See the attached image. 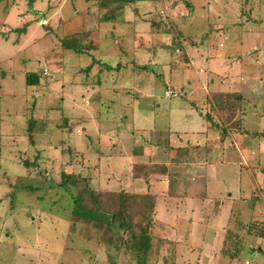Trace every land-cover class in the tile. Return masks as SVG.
Segmentation results:
<instances>
[{
  "label": "rangeland",
  "instance_id": "374dc122",
  "mask_svg": "<svg viewBox=\"0 0 264 264\" xmlns=\"http://www.w3.org/2000/svg\"><path fill=\"white\" fill-rule=\"evenodd\" d=\"M175 1L178 3L172 16L177 20L183 37L192 36L201 42L199 39H202L204 33L210 34L208 42L203 39L201 45L195 47L183 38L180 40L182 49L184 48L192 62L183 52H178L182 49H177L178 51L173 52L175 61L171 64L172 53L167 54L161 46H169V36H155L158 38L156 43L155 38L149 41V36L146 35V38L142 37L143 48L133 51L137 46L136 41L114 43L111 40L112 35L108 36L113 31H108L109 27H101L104 31L101 33L108 37V40L103 41L104 49H107L108 53L107 56H101L100 52L97 55L102 59L100 62L113 65V69L106 71L105 76L107 80H111V85L124 86L131 90L129 93L119 91L113 95L109 91H102L100 96L104 97L99 101L100 118L105 122L108 118L114 119L117 111H125L129 119L130 109L127 108L132 104L126 102L137 98L138 102L133 104L138 105L135 107L134 122L119 121V127L117 124L103 127L101 122L99 128H108L111 135H115L117 129L121 130L122 137L127 136L125 131L131 133L129 129H154L157 133L150 135V138H157L158 132L168 129V115L179 119L176 123L173 121L169 124L171 129L195 128L194 118L181 112L194 97H183L190 86L188 80L198 86L196 94H200L199 96L207 91L211 92V85L215 82L213 90L220 85L228 87L227 89L230 88L229 85H234L231 86L232 90L239 88L243 93L242 102L246 111L242 115L232 113L235 124L231 128L234 130V127L239 126L244 134V147L250 149L253 143L260 141V138L251 141L252 132L264 130V0H250L249 4L243 7L242 0ZM187 3L192 4V10H189ZM85 7L86 3L82 0H0V264H110L109 254L113 258L115 256L112 255L110 245L104 241L100 242L103 237H99L96 231L89 234L92 237L90 240L81 235H75L76 238L72 236L67 240L69 223L65 216L69 215L70 208L66 202L59 200V195H53L54 191L46 190L48 195L44 203L40 196L45 190L29 192L19 189L15 194V207L11 208V185L18 182L16 180L19 176L29 174L34 177L39 171L47 179L58 181L61 170H66L90 176L91 185L97 189L120 190L122 185L124 190L134 191L135 186H131L130 181L131 177L136 176L135 172L141 171L143 174L155 169L159 174H165L169 170L172 171V166L167 165L169 152L165 149H153L149 161H139L137 158V161L134 160L136 165H133L131 159L132 165L127 167L124 162L134 141H122L120 135L119 139L101 140L94 128L96 124L87 128L88 118L82 122L86 127L85 131L80 128L76 131L75 124L78 119L75 118L91 114H88L91 107L87 105L91 89H85L87 85L83 87L82 84L97 77L93 78L91 74L90 77L86 76L89 71L75 73L76 66L84 68L89 65L91 56L63 49L60 38L72 31L70 32L68 26L62 28L57 25ZM161 9L165 10L164 7ZM92 13H87L89 15L86 20H92L93 16H96V13ZM43 15L49 19L48 24L53 30L45 29L41 24ZM84 15L85 12L81 17ZM38 20L40 25H37ZM80 20L84 23V20ZM138 28H142L141 23ZM63 29L65 31H62ZM147 29L142 30V35L147 33ZM116 34L117 31L113 37H116ZM93 36L97 37L96 34ZM150 42L154 46L152 52ZM195 49L198 52L204 51L198 56ZM151 58L159 63L165 61L161 65L156 63V66L167 68L153 67L155 65L150 62ZM98 63L94 65L101 67ZM117 64H120L119 68L116 67ZM139 64L148 68L141 70L143 73L147 71L146 76H141L137 67L135 70V66ZM152 68H155L156 73L150 74L149 70ZM200 68L205 70L204 74L198 72ZM42 69L48 71L43 76L45 79L35 86L27 85L24 79L26 73ZM195 71L200 78L203 77L201 82ZM100 78L104 81L103 75ZM75 82H78L79 89L75 90L78 97H72L69 102L72 103L76 99L79 105L71 109L64 101H67L69 95L74 96V89L70 87H73ZM138 87L139 91L152 89V96H140ZM166 90H171L174 94L166 96ZM143 94H148V91ZM209 101L208 99L207 102ZM29 118L35 119V125L31 128L33 130L28 131L29 134L32 133V141L26 131ZM218 121L221 122L220 119ZM70 127L74 130L71 131ZM207 131L211 137L216 135V139L210 140L211 147H208L212 148L211 154L199 159L217 164L226 161V158L222 157L223 149L224 155L228 156L234 150L235 144L227 136L217 138L219 133L216 129L209 128ZM150 138L147 135V141ZM147 141L144 140L145 143ZM112 142L116 146L123 145V148L115 150ZM136 144L137 140L133 145ZM263 144V141H260L259 150L254 147L258 156L262 155L260 151ZM123 151L125 152L120 153ZM201 153L206 154V151L203 149ZM253 157L257 158V154ZM24 160L36 161L37 167L31 165L28 171L22 165ZM262 164L264 167V162ZM127 168L133 171L124 174ZM242 168V199L224 203L223 208L218 207L216 212L212 211L213 206L204 207L201 200L200 204H197V199L192 196L166 199L168 204L163 201L158 203L154 234L160 237L161 232L170 224L174 225L182 244L177 247L178 253L174 259L168 251L160 248L155 264H264V252L260 248L264 250V240L247 233L250 214L245 211L247 195L251 192L259 195V188L263 187V183L259 178L253 179L247 168ZM184 179L186 184H190V175L184 176ZM38 182L32 185H40L41 182ZM185 189L190 191L188 187ZM218 189L214 186L208 194L216 196ZM142 191L150 193V190ZM232 203L235 204L230 205ZM260 206V201L255 202L252 214L257 222H264V213L260 219L258 212ZM47 209L49 211H46ZM197 213L200 216L195 215ZM238 222L242 225L239 226ZM227 227L229 233L226 234ZM151 256L155 258L156 255ZM164 259L166 262H163ZM116 264L131 263L121 254Z\"/></svg>",
  "mask_w": 264,
  "mask_h": 264
},
{
  "label": "crops",
  "instance_id": "0c3cea01",
  "mask_svg": "<svg viewBox=\"0 0 264 264\" xmlns=\"http://www.w3.org/2000/svg\"><path fill=\"white\" fill-rule=\"evenodd\" d=\"M83 2L86 3V7L85 9H83L80 12H75V14L69 18L66 19L65 21H62L59 25L57 26H61L62 28H64V26H68L69 30L71 33H66L62 36L64 37H78L79 35L83 34L85 35V42L89 45H91V48L83 53L80 54H87L91 56L90 59V63L88 66L84 67V68H80V67H75V69H77V71H75L76 74L81 73V72H85V71H89V73L86 74V76L88 75L90 77H97V79H93L92 81H88L85 82L83 85H87L86 87H84L85 89L90 88L91 92H90V97H89V101L87 102L88 107L90 106L91 109H89L88 114L91 113L90 115H87V117L85 116H79L78 118V123L75 124L76 127V131L80 128L81 131H85L86 127L82 124V122L86 121L88 118V124H87V128H91L93 126V124H96L94 126V128L96 129V132L99 133V135L97 136L99 139L102 140V138L107 139V141L113 140V139H119L118 135L121 136V130H116L115 131V135H111V133L109 132L108 128H103V127H107L106 125H112V124H117V126L119 127V121L120 122H127V121H135V107H137V103L136 105L133 104V102H138V99L135 98L136 100L134 101H129L126 103H131L132 105L127 108L128 110L130 109V118L128 119L126 116V112H122V111H117V116L113 117L114 119L109 120L110 118H108L105 122H103L104 120H101L100 115H99V110L101 107V102H99L101 100L102 97H104V95L101 97V92L102 91H109L110 93L113 94H117L119 91H123L125 93H129L130 92V88H126L124 86H117L115 84L111 85V80H107L108 78H106V71H109L111 69H113V65L112 64H107L106 62H100L102 59L101 57H99L100 55H97L98 52H100L101 56L105 55L107 56L108 50L104 49V40H108V37L105 36L104 31H102V29L104 27H109L108 31H113L111 32L108 36L112 35L111 40L116 43L121 41V44H125L126 42H137V46L134 47L133 45V51H137L141 48H143L142 43L143 42V38H146L148 35L149 36V41H152V38L149 34V19L151 16V11H152V3L150 2H146L145 4H142V6H140V15L132 17L131 15H128L130 22L129 24L127 23H121V22H117L114 24H107V23H98L96 20V16H93L92 20H86L87 19V14L88 12L92 13L94 12L95 14V7L93 5V0H82ZM160 5L161 8L164 7V11H162V9L160 10L163 13L168 14L173 22L177 25V27L179 26L177 20H175V18L172 16V12L174 11V8H176V6L174 8H170V2H164L161 3ZM168 5V6H167ZM190 10V9H189ZM84 12L86 13V15L81 17V14H84ZM93 14V13H92ZM181 15H184L183 13H181ZM84 20V23H82V21L80 20ZM88 21V22H87ZM92 21V22H91ZM49 19L47 17L44 18V20L42 21L41 24L46 25V23L48 24ZM82 23V24H81ZM141 23L142 24V28H138V24ZM107 24V25H106ZM37 25H40V22L37 23ZM103 26V28H101ZM60 27V28H61ZM67 28V29H68ZM85 28L86 30H81ZM132 28V29H131ZM144 28H148L147 33H145L144 35H142V30H144ZM53 29V28H52ZM121 29V30H120ZM62 31H65L64 29ZM102 31V33H101ZM118 32V34H116V37H113V34L115 32ZM93 34H96V36H93ZM138 35V37H137ZM158 38L155 37V42L158 41L156 40ZM131 41V42H130ZM146 41H148V38L146 39ZM170 39H169V46H171L170 43ZM139 42V43H138ZM157 43V42H156ZM149 45V44H148ZM147 45V47H148ZM151 45V52L153 51L154 47L152 45V42H150ZM157 45V44H156ZM158 46H160L158 44ZM163 49L165 51H167L168 53H172L171 56V64H173V62L175 61L173 58V52L171 51V49H169L168 46L162 45ZM137 48V49H136ZM71 51V50H70ZM204 51V50H203ZM203 51L198 52V50L195 49L196 55L201 56ZM73 52V51H71ZM74 53V52H73ZM78 54V53H76ZM118 55L119 52L117 53ZM186 58H188V54L185 53ZM173 59V60H172ZM189 61L192 60L191 58H188ZM94 60V63L92 62ZM207 60V58H206ZM96 62H100L102 64L105 65H101L99 64L101 67H97L94 64H96ZM150 62L153 63V67L157 68H165L164 67H160V66H156V63H158V65L160 64H164L163 62H158L155 59L151 58ZM192 62V61H190ZM192 64V63H191ZM194 65V64H192ZM117 68L120 67V64L116 65ZM140 71L139 74H145V76L147 75L146 72H141V70H147L148 68H144L142 67V65H138L135 66V70ZM178 69L180 68V66H177ZM176 67V68H177ZM89 68H91L89 70ZM144 68V69H143ZM155 68L150 69L149 71L150 74L156 73ZM167 68V67H166ZM165 68V69H166ZM163 69V70H165ZM62 70V68H61ZM201 70V71H200ZM200 70L198 71L199 73H205V70L203 68H200ZM172 72V71H169ZM196 72V71H195ZM197 74V72H196ZM99 75V76H98ZM103 75L104 77V81H101L100 76ZM158 75V74H156ZM106 78V79H105ZM197 78H199L200 82L202 81V78H200V76L197 74ZM230 78V77H229ZM228 78V79H229ZM227 79V80H228ZM213 80V79H212ZM214 81V80H213ZM215 83V82H214ZM214 83H212L213 88L210 90L211 92L207 91L206 93L202 94L201 96H199L200 94H196L197 90H198V86L195 85L193 83L192 80H188V84L190 85L189 87H187L186 89V95L183 96L185 99L186 97H189L191 95L194 96L193 98H191V102H189V105H187L184 109H182L181 112L183 113H188L187 115H189V117L194 118V124L196 125L195 128H182L181 130L179 129H171V125H169L170 123H172L174 121V123H176V121H178L179 119H173L172 116L168 115V129L166 131H160L158 132L159 134H157V138H150V135H155L157 132L154 129H142L137 127L136 129H129V131H131V133L126 132L127 136H121L123 139L122 141H125V139H128L129 142L134 141L136 142L137 140V144L136 145H131V150L129 152V154L126 155L127 159L125 160V165L128 167V165H132L131 164V159L133 160V165H136V162L134 163V160H139V161H149V159L151 158L150 154L153 153V149H165V151L169 152V160L167 162L168 166H172V171H168V173L165 174H159V172L157 170H153L151 171H146L145 173H141V171H137L135 172L134 178L131 177V181L130 183L132 184L131 186H135L133 187L135 190L134 192H143L142 189L145 190H150L151 194H155L158 198V202L163 201L164 202V198L163 196L166 195V198H170L167 196V189H168V184L171 182V180L173 179V181H175L174 184V193L173 194H182L185 193V196H192L194 198H196V203L200 204V200L203 204V206H213L212 211L216 212L218 207H222L223 208V204L227 203V202H237L239 200L242 199V181L240 179L241 177V171H242V167L244 166L245 168H247V170L249 171L248 173H250L251 177L254 179L259 178V180L261 181V183H263V187L259 188L261 190V193H259V195H256L255 193H249L247 195V201H245L246 204V210L248 211L249 215V220H257L253 218V208H254V203L260 201L261 206L258 209V212L260 214V219H262V214L264 213V167L263 166V162H264V146H262V149L260 152H262L261 156H258V152L257 150H259V143L260 141L264 143V136L263 135H259L260 132L264 133L263 131H258V132H252V140H255L256 138H260V141H258L256 144H254L252 147H249L250 149H246L244 147V134L243 131L240 130L239 126L237 125V127H234L235 129L233 130V125L235 124V118L232 116V113H239V114H244V111H246V107L243 106V102H241L239 104V106H237L236 104L233 105L232 107H230V101H227L226 106L222 109L217 107V103L218 100L223 99V101L228 100L229 97L233 96L234 94L238 93L237 95L242 96L243 97V93L241 92V90L231 89V86L234 85H229V89H227L228 87H225L223 85L217 86V88L215 87L216 90L214 89ZM81 84V83H80ZM232 84V83H231ZM78 82H75L73 87L74 89V96L69 95L67 101H64V103L67 105H70L71 109H74L73 107H77L79 105L78 102H76L74 99V102L70 103L69 99L71 100L72 97H75L78 95L76 94L75 90L79 89V87H77ZM97 86V87H96ZM81 87V88H83ZM93 88V89H92ZM226 88V89H225ZM89 91V90H87ZM137 91H139V87L137 88ZM146 91H148V94H143ZM168 91V90H166ZM165 91V92H166ZM217 91V92H216ZM238 91V92H235ZM140 96H152V89L151 90H144V89H140ZM198 95V96H196ZM203 96V97H202ZM106 97V96H105ZM198 97H200L198 99ZM216 98V99H215ZM208 99L210 100L209 102ZM218 99V100H217ZM244 100V97H243ZM120 102V101H119ZM198 103L200 105H198ZM121 104V103H120ZM123 105V104H121ZM134 105V106H133ZM225 105V103H224ZM129 106V105H128ZM213 109V111L211 112V109ZM120 109V108H119ZM121 110V109H120ZM125 110V109H124ZM87 112V111H86ZM201 113H206L208 112L212 117H213V125L211 123H209V121L205 120L203 115L200 114ZM173 113V112H171ZM179 113V112H176ZM112 117V116H111ZM91 118V119H90ZM217 118V119H216ZM218 119L221 120V122L218 121ZM94 120V122H93ZM103 122V123H101ZM117 122V123H116ZM81 123V124H80ZM100 123L103 124V127L100 129ZM223 124V125H222ZM232 127V128H231ZM216 129V131L219 133L217 138H221V137H225L227 136L232 143L235 144V148L233 151H231L230 155H224V149L222 151V157L226 158V161L223 160L222 163L217 164V163H212V162H208V161H204V159L200 160L199 158H202L203 156H206L207 154H211L210 150H212V148L210 146V140L213 138L216 139V135L215 136H210L208 133V129ZM231 128V129H230ZM99 129L101 131H99ZM207 129V130H206ZM74 129L72 128L71 131H73ZM153 131V132H152ZM238 131V132H237ZM109 134V135H104V134ZM128 133V134H127ZM136 133V134H135ZM259 133V134H258ZM101 134V135H100ZM147 135L148 138H150V140L148 139L147 141ZM223 135V136H222ZM139 136V138H135ZM161 136L163 137V139H161ZM221 136V137H220ZM143 139V140H142ZM257 139V140H258ZM147 141L146 143L144 142ZM256 141V140H255ZM251 143V144H252ZM264 145V144H263ZM209 146V147H208ZM112 147L115 148V150H120L123 148V145L120 146H116V144L114 142H112ZM257 148L256 149H254ZM230 149V147H228ZM206 151V154L201 153L202 150ZM126 150V149H124ZM136 150H138L136 152ZM120 152V153H124ZM180 153V154H179ZM105 154V152H104ZM116 154V153H114ZM257 154V158H254L253 156H256ZM103 155V154H100ZM129 155H131L132 157H130ZM173 155H175V157H173ZM244 156H247L248 158H244ZM119 157V156H118ZM170 157L172 158L170 160ZM136 160V161H137ZM130 162V164H128ZM149 163V162H148ZM253 164V165H252ZM157 165V164H156ZM205 168H207V170H205ZM127 168L126 170H124V174L127 173V171H130L131 169ZM133 171V170H131ZM204 172H206V175H204ZM190 175V184L192 183V185L190 184H186L184 176ZM113 178L115 180L116 177L113 176ZM126 178V176H125ZM181 183L184 184V186H181ZM216 186V188L219 189L216 190V196H212L210 194H208L209 191L212 192V190H210L211 188L213 189V187ZM188 187V189L190 188V191L187 192H183V188ZM122 188L121 187L119 188ZM128 191V190H127ZM133 191V190H131ZM130 191V192H131ZM174 196V195H173ZM255 197V198H253ZM172 198H176L175 196ZM235 203H232L230 205H234ZM160 206V205H159ZM196 207V206H194ZM221 208V209H222ZM246 213V212H245ZM200 216V214H195ZM156 219V216H155ZM239 223V222H238ZM174 232L176 235V238L178 240V243L176 244V253H178L177 247L182 244L179 241V237L177 234V230L176 228L173 229V227H168L166 230L161 232V236L160 237H167L169 238L170 235L169 231ZM228 227L226 230V234L229 233L228 231ZM236 233V232H235ZM216 233L213 234V236H215ZM257 238V237H256ZM226 239V238H225ZM261 239V238H259ZM264 240V239H261ZM213 241V240H212ZM225 241V240H224ZM225 243V242H224ZM261 243V242H260ZM209 245H212L211 243H208ZM261 251H263L262 247ZM202 252V251H201Z\"/></svg>",
  "mask_w": 264,
  "mask_h": 264
},
{
  "label": "trees",
  "instance_id": "16d2710c",
  "mask_svg": "<svg viewBox=\"0 0 264 264\" xmlns=\"http://www.w3.org/2000/svg\"><path fill=\"white\" fill-rule=\"evenodd\" d=\"M183 1L185 2V0ZM146 2L152 3L151 16L148 18L149 34L152 40L155 36H169L171 46L168 47L172 52L177 49H182L180 42L182 38L194 47L201 45L200 43L203 42V39L204 42H208V38L210 37L209 33H204L201 36L202 39H199L201 42L196 41V38L192 36L183 37L182 32L179 31L172 18L168 14L160 11L161 3L170 2V8H174L178 3L175 0H93L96 20L99 24H114L117 22L129 24L130 20H128V15H131L132 17L140 15V6ZM249 2L250 0H242V7L243 5H248ZM214 3L217 4L216 2ZM187 4L188 8L192 10V4ZM44 18L45 16L43 15L40 21H43ZM256 21L259 22V20ZM42 25L45 26V29L53 30L47 23L46 25ZM85 38L86 37L83 34L79 35V37L62 36L60 42L63 49L71 50L74 53L80 54L91 48V45L84 41ZM178 52H183L185 55L184 48ZM92 62L94 63V60ZM98 64L105 65L100 62ZM43 70L44 69L26 73L24 77L26 84L35 86L41 80L45 79V77H43L45 76ZM230 100V107L235 104L239 106L243 97L235 94L229 97L228 100L223 101V99H220L218 100L217 107L223 109L226 106L227 101ZM200 114L203 115L204 119L209 121V123L212 125L214 124L213 117L208 112H200ZM29 119L30 120L27 121L26 129L28 134L30 130H33L31 129L33 124L35 125V119ZM70 128L72 129V127ZM259 135L264 136V133L260 132ZM31 136L32 133L29 134V138L32 141ZM22 165L29 171L28 167L31 165L37 167V162H28L27 160H24ZM60 167H62V165ZM40 173L43 174L42 172ZM40 173L38 171L35 173L36 176L34 177H31L29 174L19 176L16 180V182H18L11 185V189L13 188L11 195L13 197L11 208L15 207V194L19 189H24L29 192H39L41 190L54 191L55 193L53 195H59V200L66 202L70 208L69 215L65 216L69 223L66 236L67 240L75 235H81L85 239L90 240L92 237L89 234H91L92 231H96V233L99 234V237H103L102 240L100 239V242L104 241L112 247V255L115 256L113 258L110 254L109 256L107 255L108 260L111 261L110 264H116L117 258L121 254L125 255V258H127L128 262L131 264H155L157 261L158 250L160 248L168 251L171 258L174 259V256L176 257V244L178 243L175 236L176 234L171 230L168 234V236L170 235L169 238L159 237L154 234L156 228L154 217L158 212V197L155 194L148 192H130L124 189L110 191L97 189L91 185L90 176L79 172L74 173L72 171L67 172L66 170H61L59 175L60 179L58 181L49 180ZM38 181L41 182L40 185H32L34 183H39ZM174 184L175 181H173V179L168 184L166 192L167 196L170 198H166V195L163 196L165 204H168L169 202L166 199H171L174 196L176 198L185 197L186 195L185 193L173 194L175 191L173 189ZM181 186H184V184L181 183ZM48 191H42V195L40 196L41 201L44 203ZM185 191L186 189L183 188V192ZM43 210H45V208ZM46 211H49V209ZM249 223L247 233L252 234L254 237L264 239V222L250 220ZM241 225L242 223H239V226ZM169 227H173V229L176 228V226L171 224ZM73 238H76V236ZM154 242L156 243V246H154ZM153 248L155 251L152 252ZM107 249H109V247H107ZM262 252H264V250ZM151 255L156 256L153 258ZM163 262H166V259H164Z\"/></svg>",
  "mask_w": 264,
  "mask_h": 264
},
{
  "label": "built area",
  "instance_id": "2783aa9c",
  "mask_svg": "<svg viewBox=\"0 0 264 264\" xmlns=\"http://www.w3.org/2000/svg\"><path fill=\"white\" fill-rule=\"evenodd\" d=\"M47 72H48V71H47L46 69L43 70V74L46 75ZM173 94H174V93H173L171 90H168V91L165 92V95H166V96L173 95Z\"/></svg>",
  "mask_w": 264,
  "mask_h": 264
}]
</instances>
